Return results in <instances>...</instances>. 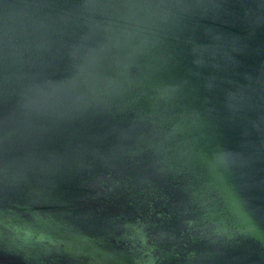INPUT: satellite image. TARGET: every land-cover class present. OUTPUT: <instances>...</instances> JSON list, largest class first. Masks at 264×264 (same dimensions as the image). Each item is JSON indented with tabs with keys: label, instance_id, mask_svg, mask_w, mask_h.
Segmentation results:
<instances>
[{
	"label": "water",
	"instance_id": "water-1",
	"mask_svg": "<svg viewBox=\"0 0 264 264\" xmlns=\"http://www.w3.org/2000/svg\"><path fill=\"white\" fill-rule=\"evenodd\" d=\"M0 264H264V0H0Z\"/></svg>",
	"mask_w": 264,
	"mask_h": 264
}]
</instances>
